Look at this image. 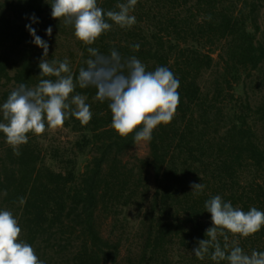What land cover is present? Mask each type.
<instances>
[{
  "label": "trees",
  "instance_id": "1",
  "mask_svg": "<svg viewBox=\"0 0 264 264\" xmlns=\"http://www.w3.org/2000/svg\"><path fill=\"white\" fill-rule=\"evenodd\" d=\"M123 2L97 0L105 11ZM49 3L0 0V104L21 83L46 78L38 67L43 49L27 25L48 43L46 60L65 59L51 47L74 29L51 17ZM263 8L264 0H138L131 28L109 21L93 45L76 41L74 77L88 47L105 56L116 50L122 62L135 56L149 71L169 68L180 103L172 121L153 131L145 159L128 157L139 142L117 134L109 102L97 101L91 86L77 85L76 93L87 97L92 119L65 121L74 135L67 145L43 155L44 133H29L16 155L0 133V210L13 212L44 264H227L211 259L212 248L203 259L192 250L212 226L205 202L213 196L264 211V145L252 126L264 105L253 108L244 97L247 79L264 65ZM193 183L203 191L192 192ZM227 235L247 254L264 251V228L248 238Z\"/></svg>",
  "mask_w": 264,
  "mask_h": 264
},
{
  "label": "clouds",
  "instance_id": "2",
  "mask_svg": "<svg viewBox=\"0 0 264 264\" xmlns=\"http://www.w3.org/2000/svg\"><path fill=\"white\" fill-rule=\"evenodd\" d=\"M49 3V0H45ZM138 0H126L117 5L118 10L105 11L97 0H51V17L71 25L75 37L83 44L93 45L104 33L111 30L112 23L121 28H131L136 23L132 15ZM33 21L36 18L33 15ZM111 21L112 23H109ZM33 43L43 49V58L38 67L41 79L35 87L21 83L0 104V133L16 155L19 148L28 143L29 133L42 135L49 129L62 127L69 117H75L82 125L92 119L87 97L76 93L81 88L95 87V99L108 101L111 111V126L121 137L134 134L136 142L150 141L153 131L160 125L169 124L180 103V82L165 66L153 71L135 56L122 62L120 54L112 50L110 55L88 47L90 58L86 67L73 76L69 61L49 62L48 43L36 34L31 25L26 26ZM48 36L52 28L46 29ZM139 49V44L133 46ZM54 77V79L48 78ZM192 192H202V183H193ZM19 203H25L20 198ZM211 214L212 226L205 232V239L198 241L192 252L203 259L209 253L213 261L227 264H264V251L245 253L238 241L227 243L228 233L248 238L264 228V211L251 207L244 211L215 195L205 202ZM22 228L12 211L0 210V264H44L35 249L21 238ZM219 237L225 243L221 246Z\"/></svg>",
  "mask_w": 264,
  "mask_h": 264
},
{
  "label": "rangeland",
  "instance_id": "3",
  "mask_svg": "<svg viewBox=\"0 0 264 264\" xmlns=\"http://www.w3.org/2000/svg\"><path fill=\"white\" fill-rule=\"evenodd\" d=\"M260 25L264 34V8L261 12L260 17ZM69 38L66 41L64 39L61 41H58V43H54L52 45V51L56 53V57L59 54H62L65 58L70 60L71 57L75 56L77 51L76 47V41L78 39L74 35V30H69ZM215 55L214 57H216ZM207 76L206 78H208ZM246 91L248 96L244 95V97L249 98V103L253 108H257L261 105H264V65L262 69L258 72H254L253 76L246 81ZM229 100L230 97H227ZM262 119V118H261ZM252 126L254 127L258 140L261 144L264 145V118L262 120H258L256 122H252ZM45 138L42 141L41 147H42V154L45 155V152L47 149H50L52 146H60L63 147L67 145V143H70L74 140V135L65 130L63 127H59L56 129H49L46 133L43 134ZM149 155V146L147 141H141L139 142L136 147L129 153L128 157L133 158H141L145 159ZM104 230H106V225H104V221L100 222ZM103 223V224H102Z\"/></svg>",
  "mask_w": 264,
  "mask_h": 264
}]
</instances>
